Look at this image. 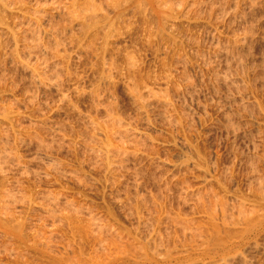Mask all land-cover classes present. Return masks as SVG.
<instances>
[{"label": "rangeland", "instance_id": "obj_1", "mask_svg": "<svg viewBox=\"0 0 264 264\" xmlns=\"http://www.w3.org/2000/svg\"><path fill=\"white\" fill-rule=\"evenodd\" d=\"M0 112V264L225 238L264 211V0H0Z\"/></svg>", "mask_w": 264, "mask_h": 264}, {"label": "bare ground", "instance_id": "obj_2", "mask_svg": "<svg viewBox=\"0 0 264 264\" xmlns=\"http://www.w3.org/2000/svg\"><path fill=\"white\" fill-rule=\"evenodd\" d=\"M136 90V89H135ZM132 91H133V89H132ZM137 91V90H136ZM136 93V92H135ZM138 93V92H137ZM153 93V92H152ZM157 94V93H156ZM135 95V94H134ZM138 95V94H137ZM153 95H154V93H153ZM2 107H3V105H2ZM4 110V109H3ZM0 114H1V112H0ZM5 114V113H4ZM113 114V113H112ZM111 115V114H110ZM4 116V115H3ZM118 116V115H117ZM115 117V116H114ZM119 117V116H118ZM112 118V117H111ZM9 119V118H8ZM107 119H108V117H107ZM111 120H114V119H111ZM119 120V119H118ZM120 120H121V118H120ZM108 122V121H107ZM115 122H116V120H115ZM119 122V121H118ZM125 122V121H124ZM2 125V124H1ZM106 125H107V123H106ZM109 125V124H108ZM123 125V124H122ZM110 126H113V125H110ZM124 126V125H123ZM108 127V126H107ZM118 128V127H117ZM128 129V128H127ZM120 130V129H119ZM122 130V129H121ZM123 130H124V128H123ZM131 130V129H130ZM117 131V130H116ZM123 132V131H122ZM126 132H127V130H126ZM132 132V131H131ZM113 133V132H112ZM118 133V132H117ZM121 133V132H120ZM138 133V132H137ZM2 135V134H1ZM113 135V134H112ZM111 136V135H110ZM119 136V135H118ZM122 136V135H121ZM120 136V137H121ZM95 137V136H94ZM97 137V136H96ZM96 137H95V140L97 141V139H96ZM98 138V137H97ZM108 138V137H107ZM109 138H111V137H109ZM123 138V137H122ZM99 140V139H98ZM101 140V139H100ZM105 140V139H104ZM176 140V139H175ZM5 141V140H4ZM106 141H107V139H106ZM109 141V140H108ZM105 142V141H104ZM96 144V143H95ZM99 144H100V142H99ZM113 143H111V144H107V145H105L106 147H107V150L109 149V147H112L113 145H112ZM139 144V143H138ZM100 145H103V144H100ZM114 145H116V144H114ZM94 146V145H93ZM104 146V147H105ZM117 146V145H116ZM176 146V145H175ZM106 147L104 148V150H106ZM125 147V146H124ZM4 148H5V146H4ZM97 148V147H96ZM115 148V147H114ZM113 148V150H115ZM118 148V147H117ZM93 149V148H92ZM95 149V148H94ZM102 149V148H101ZM111 149V148H110ZM137 149V148H136ZM1 150V149H0ZM3 151H4V149H2ZM1 150V151H2ZM118 150V149H117ZM123 150V149H122ZM2 151V152H3ZM92 151V150H91ZM103 151V150H102ZM108 151H110V150H108ZM125 151V150H124ZM181 151V150H180ZM106 152V156H107V151H105ZM111 152V151H110ZM1 153V152H0ZM141 153V152H140ZM112 154H113V152H112ZM122 154V153H121ZM127 154H128V152H127ZM137 154V153H136ZM183 154V153H182ZM94 155V154H93ZM104 155V154H103ZM124 155H126V153H124ZM101 156V155H100ZM105 156V157H106ZM114 156V155H113ZM111 157V156H110ZM120 157H121V155H120ZM125 157V156H124ZM99 158V157H98ZM103 158V157H102ZM102 158H101V160H102ZM100 159V158H99ZM186 160V159H185ZM108 161H109V159H108ZM111 161V160H110ZM124 162H126V161H124ZM106 164H107V162H105ZM110 163V162H109ZM182 163V162H181ZM117 164V163H116ZM115 164V165H116ZM123 164V163H122ZM112 165H114V163L112 164ZM125 165V164H124ZM176 165V164H175ZM119 166V165H118ZM179 166V165H178ZM117 168V167H116ZM119 168V167H118ZM135 168V167H134ZM172 168H175L174 166L172 167ZM177 168V167H176ZM109 169V168H108ZM109 172V171H108ZM113 172H115V171H113ZM110 173H111V171H110ZM133 174V173H132ZM261 177V176H260ZM114 180V179H113ZM264 180V179H263ZM260 181H262L261 179H260ZM264 182V181H263ZM263 182H260L257 186H259L257 189H256V193L255 194H257V197L259 198V200H261V201H259L260 203H264V183ZM115 183V182H114ZM253 188V187H252ZM254 191H252V193H253ZM4 193H5V191H4ZM3 194V193H2ZM7 196H9V195H7ZM220 196V195H219ZM222 197V196H221ZM226 197V196H225ZM7 199V198H6ZM209 199V198H208ZM216 199V198H215ZM225 199V198H224ZM8 200V199H7ZM228 201V200H227ZM236 201H237V199H236ZM243 201V200H242ZM241 201V202H242ZM3 202V201H2ZM139 202V201H138ZM206 202V201H205ZM225 202H226V200H225ZM240 202V201H239ZM248 202V201H247ZM217 203V202H216ZM221 203H223V205H221ZM221 203H220V205L219 206H226V204L224 203V202H222V200H221ZM227 203V202H226ZM243 203H244V201H243ZM3 204V203H2ZM7 204V203H6ZM142 204V203H141ZM214 204V203H213ZM212 204V205H213ZM239 204V203H238ZM242 204V203H241ZM145 205V204H144ZM208 205H210L211 206V204H208ZM3 206H5V205H3ZM135 206V205H134ZM252 206V205H251ZM254 206V205H253ZM252 206V207H253ZM261 206V205H260ZM145 207V206H144ZM207 207V206H206ZM205 207V208H206ZM242 207H243V205H242ZM256 207V206H255ZM255 207H253V209L255 208ZM261 207H263L264 208V206H261ZM260 207V208H261ZM3 208V207H2ZM6 208V207H5ZM147 208V207H146ZM216 208V207H215ZM221 208V207H220ZM231 208H233V207H231ZM239 208H240V206H239ZM248 208V207H247ZM251 208V207H250ZM211 209V208H210ZM222 209H224V207L222 208ZM234 209V208H233ZM242 209V208H241ZM245 209V208H244ZM252 209V210H253ZM258 209V208H257ZM53 210V209H52ZM239 210V209H238ZM260 211H262V210H264V209H259ZM215 211V210H214ZM222 211V210H221ZM241 210H239V212H238V214H240V213H242V214H244V215H242L241 214V216H242V219H244V222L242 223L241 222V218L238 216V218H240V222L242 223V227L240 228V229H238L237 230V228H235V230L233 229V230H228V229H230V228H228V229H224V230H227V231H225L226 233H225V238L223 237L222 238V236H224V235H220L221 234V231L219 230V228L221 227H217V226H219L218 225V223L216 224L215 223V219L213 218V220H214V222H213V220H212V218H211V220H212V223H211V227L212 228H214L213 229V235L212 234H209L210 236L209 237H207V240L206 241H203L204 242V244L201 246L200 245V243H199V245L200 246H196L195 244L193 245L191 242V244L189 243V242H182V243H180L179 242V244H176V243H174L173 241L176 239V238H174V240L172 241L173 243H174V245H173V247L171 248V245L170 244H168L169 246H170V248H168V247H166V249H162V251L160 250V248L162 247V245H160L161 247H158L157 246V241H155L156 240V238H154V240H153V238H151V240H153V241H155V247L153 246V244L152 245H150L149 246V244L148 243H139L138 245H139V247H138V245L136 246V248L135 249H137V247L138 248H141L140 250H141V252H140V254H135V255H133V254H130V253H127V251H129V250H126V251H124V249L123 248H125V246L122 248L121 246L119 247L118 245V247L114 244V246L117 248L115 251H116V253L115 254H109V252H108V255H107V257L105 258H103L102 259V257L100 258L99 256L97 257L96 255H94V256H96L91 262H88V263H85V264H198V263H196L195 261H202V262H205V260H210V262H211V264H229L231 261H233L238 255L240 256V255H242V254H244L245 255V253H243V250H244V248H246L247 249V247L249 246V245H253L254 244V246L256 247V245L255 244H257V243H254L255 242V240L254 239H256V242H258V240L259 239H257V237H259L262 233H263V235L262 236H260V238L261 237H263L264 236V211H262V213H258L257 211L258 210H256V212L254 211V213H256L254 216H253V214L254 213H252V215H251V211H250V213H249V211L247 212V210H246V213H248L247 215L249 216V217H247L246 215H245V213H244V211H242V212H240ZM211 212V211H210ZM223 212V211H222ZM225 212V211H224ZM212 213V212H211ZM258 213V214H257ZM224 214V213H223ZM237 214V215H238ZM251 215V216H250ZM0 216H1V214H0ZM54 216V215H53ZM56 216V215H55ZM76 216V215H75ZM92 216V215H91ZM168 216V215H167ZM245 216V217H244ZM80 217V216H79ZM89 217H90V215H89ZM207 217V216H206ZM209 217V216H208ZM237 217V216H236ZM71 218H73V217H71ZM78 218V217H77ZM76 218V219H77ZM171 218V217H170ZM182 218V217H181ZM237 218V219H238ZM66 219V218H65ZM79 219H81V218H79ZM91 219V218H90ZM89 219V221H91ZM167 219V218H166ZM172 219V218H171ZM175 219V218H174ZM74 220V219H73ZM141 220V219H140ZM176 220H179L178 218L176 219ZM175 220V221H176ZM186 220V219H185ZM69 221V220H68ZM71 221V220H70ZM96 221V220H95ZM167 221V220H166ZM165 221V222H166ZM172 221V220H171ZM180 221H182V222H179V224H180V226H182V227H184V228H186L187 227V221L186 222H183L184 220L183 219H181ZM190 221V220H189ZM210 221V220H209ZM231 221V220H230ZM238 221H239V219H238ZM243 221V220H242ZM88 222V221H87ZM86 222V223H87ZM99 222V221H98ZM177 222V221H176ZM207 222V221H206ZM10 223V222H9ZM62 223V222H61ZM60 223V224H61ZM64 223V222H63ZM74 223V222H73ZM90 223V222H89ZM225 223V222H224ZM231 223V222H230ZM3 224V223H2ZM14 224V223H13ZM17 224V223H16ZM15 224V226H5L6 227V229H7V231H9L10 233H12V234H15V235H17V236H21V234H22V228H21V224L22 223H18L17 225ZM65 224V223H64ZM92 224H94V223H92ZM91 224V226L93 227L94 225H92ZM88 225V224H87ZM98 225H101V224H98ZM221 225V224H220ZM83 226V225H82ZM103 226V225H102ZM200 226H202V225H200ZM224 226V225H223ZM227 226V225H226ZM96 227H98V229L100 228L99 226H96ZM106 227V226H105ZM188 227H189V225H188ZM194 227V226H193ZM84 228H86V227H84ZM87 228H88V226H87ZM192 228V227H191ZM195 228V227H194ZM200 228V227H199ZM226 228V227H225ZM91 229V228H90ZM90 229H89V231H90ZM100 229H102V228H100ZM189 229L190 228H188V231H189ZM88 230V229H87ZM185 230H187V229H185ZM210 230V229H209ZM222 230V229H221ZM84 231H85V229H84ZM98 231V230H97ZM101 231V230H100ZM123 231V230H122ZM202 231V230H201ZM94 232V231H93ZM96 232V231H95ZM107 232V231H106ZM160 232V231H159ZM190 232H192L191 231V229H190ZM194 232H195V230H194ZM197 232V231H196ZM204 232V231H203ZM24 233V232H23ZM86 233V232H85ZM100 233V232H99ZM197 233H199V232H197ZM222 233H223V231H222ZM91 234V233H90ZM103 234V233H102ZM157 234V233H156ZM162 234V233H161ZM161 234H160V236H161ZM189 234H191V233H189ZM188 234V235H189ZM224 234V233H223ZM93 235V234H92ZM94 235H95V233H94ZM106 235V234H105ZM124 235V234H123ZM128 235V234H127ZM187 235V234H186ZM187 235V236H188ZM204 235V234H203ZM25 236V235H24ZM110 236V235H109ZM111 236H112V234H111ZM110 236V237H111ZM116 236V235H115ZM118 236H119V234H118ZM184 236V235H183ZM191 236V235H190ZM193 236V235H192ZM221 236V237H220ZM73 237V236H72ZM88 237V236H87ZM94 237V236H93ZM131 237V236H130ZM153 237V236H152ZM176 237H178V236H176ZM186 237V236H185ZM195 237V236H194ZM109 238V237H108ZM107 238V239H108ZM120 238V237H119ZM145 238H148V237H145ZM204 238H206V237H204ZM264 238V237H263ZM95 240L94 241H96V243L99 245V244H101L102 243V241H103V239H102V237H101V235L100 236H96L95 238H94ZM170 239V238H169ZM190 239H191V237H190ZM196 239V238H195ZM200 239H201V236H200ZM70 240V239H69ZM87 240H88V238H87ZM150 240V241H151ZM189 240V239H188ZM203 240V239H202ZM201 240V241H202ZM252 240H254L253 242H252ZM71 241V240H70ZM69 241V242H70ZM113 241V240H112ZM111 241V242H112ZM122 241V240H121ZM147 241V240H146ZM148 241H149V238H148ZM149 241V242H150ZM160 241V240H159ZM175 241H177V243H178V241H180V239L178 240H175ZM186 241V240H185ZM196 241V240H195ZM104 242V241H103ZM111 242L109 243V244H111ZM162 242V241H161ZM42 243V242H41ZM106 242H104V244H105ZM120 243V242H119ZM118 243V244H119ZM131 243H133V242H131ZM157 243V244H156ZM165 243H166V241H165ZM193 243H195V242H193ZM198 243V242H197ZM196 243V244H197ZM251 243V244H250ZM253 243V244H252ZM260 243V242H259ZM47 244H48V242H47ZM103 244V243H102ZM107 244V243H106ZM113 244V243H112ZM112 244H111V246L110 247H112ZM122 244V243H121ZM128 244V243H127ZM134 244V243H133ZM132 244V246H135L136 244H134L133 245ZM151 244V243H150ZM45 245H46V243H45ZM73 245V244H72ZM71 245V243H70V245H68L69 247H67V248H69L70 249V246H72ZM79 245V244H78ZM129 245H130V243H129ZM246 245H248L247 247H245ZM53 245H51V247H52ZM113 246V247H114ZM126 246H128V245H126ZM166 246V245H165ZM43 247H45V246H43ZM81 249H82V247L81 246H79ZM93 247H94V245H93ZM112 247V249H115V248H113ZM150 247H152V248H150ZM153 247H154V249H153ZM164 247V246H163ZM250 247V246H249ZM258 247V246H257ZM48 248H49V246H48ZM54 248V247H53ZM65 248V247H64ZM67 248H65V249H67ZM95 248V247H94ZM98 248V247H97ZM104 248V247H103ZM102 248V249H103ZM132 248V247H131ZM165 248V247H164ZM251 248V247H250ZM46 249H47V247H46ZM72 249V248H71ZM70 249V250H71ZM100 249V248H99ZM128 249H129V246H128ZM68 250V249H67ZM73 250V252L75 251L74 250V248L72 249ZM97 250V249H96ZM107 250H108V248H107ZM110 250V249H109ZM51 251V250H50ZM54 251V250H53ZM64 251V250H63ZM99 251V250H98ZM97 251V252H98ZM105 251H106V248H105ZM104 251V252H105ZM136 251H138V249L136 250ZM61 252H62V250H61ZM60 252V253H61ZM66 252V251H65ZM64 252V253H65ZM101 252V251H100ZM112 252V251H111ZM114 252V251H113ZM112 252V253H113ZM134 253H135V251H133ZM245 252V251H244ZM63 253V254H64ZM66 253H68V252H66ZM65 253V254H66ZM75 253V252H74ZM78 253V252H77ZM103 253V252H102ZM69 254V253H68ZM85 254V253H84ZM94 254V253H93ZM100 254V253H99ZM59 255V254H58ZM61 255V254H60ZM67 255V254H66ZM66 255H64V256H66ZM71 255V254H70ZM75 255H76V253L74 254V257H75ZM78 255H79V253H78ZM77 255V256H78ZM83 255V254H82ZM102 255V254H101ZM104 255V254H103ZM102 255V256H103ZM243 255V256H244ZM243 256H241L242 258H243V260H244V258L245 257H243ZM240 257V258H241ZM249 257V256H248ZM67 258H68V255H67ZM71 258H73V257H71ZM71 258H69V259H71ZM52 259V258H51ZM65 259V258H64ZM77 259H79V257L77 258L76 257V260ZM80 259H81V257H80ZM83 259L84 258H82L81 259V262L80 263H84V261H83ZM237 259V258H236ZM247 259H249V258H247ZM54 260V259H53ZM56 260V259H55ZM74 260V259H73ZM242 260V261H243ZM57 262L55 263V264H71L73 261L71 260V262L70 261H68L67 260V262H64V260H63V258H62V256L58 259V260H56ZM80 261V260H79ZM83 261V262H82ZM53 262V261H52ZM77 262V261H76ZM207 262H209V261H207ZM54 263V262H53ZM206 263V262H205ZM49 264H51V263H49ZM204 264V263H203ZM260 264V263H259Z\"/></svg>", "mask_w": 264, "mask_h": 264}]
</instances>
